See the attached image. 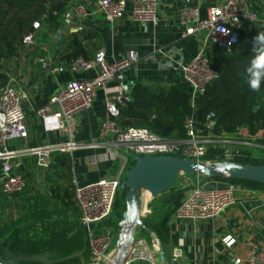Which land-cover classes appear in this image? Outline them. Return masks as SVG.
<instances>
[{
	"label": "built area",
	"instance_id": "2783aa9c",
	"mask_svg": "<svg viewBox=\"0 0 264 264\" xmlns=\"http://www.w3.org/2000/svg\"><path fill=\"white\" fill-rule=\"evenodd\" d=\"M97 11L101 12L106 20L114 23L129 13L131 19L144 28L159 23L160 0H96ZM93 11L83 2H76L70 6L64 18L70 21L73 18H88ZM176 18L181 28V36L187 38L193 35H202L201 48L198 54L182 68L183 76L191 88V100L195 107L197 100L205 94L208 85L220 78L221 74L210 60L209 48L220 51H231L240 42V31L248 24L263 22L254 10L251 0H224V2L209 8L208 15L202 17L199 5H193L191 0H184L178 9ZM40 22L34 23V30L23 37V45L31 50L37 44ZM48 52V49H47ZM139 53L129 50L123 57L108 60L107 52L101 48L91 59L77 58L69 65L54 66V58L47 54L38 59L41 67L52 74L70 72L79 74L92 72L90 78H71L48 102L36 112L41 118L42 126L47 132H67L71 140L67 143L45 145L32 148L27 152L37 156V163L43 169H49L53 163V154L65 152L80 147L73 142L75 117L89 109L97 96L99 88H104L109 81L117 80L121 84L125 80V72L139 61ZM29 98L27 90L17 85L13 78L9 79L0 92V162L4 177L0 188L4 195L15 196L22 194L27 187L23 174L15 172L11 163L12 158L19 152L10 150L9 143L13 140L28 137L26 113L23 102ZM121 99L118 98V101ZM121 114L120 107L113 99L106 101V113L100 124L102 142H109L114 148L115 157L120 162L118 174L104 177L98 181L79 185L75 181V201L79 208L81 225L88 228L87 240L90 249V261L87 264H114L117 255V246L113 247V233L104 224L110 219L116 205V198L123 186V175L130 163L129 156H175L204 160L211 148L223 149L227 160L236 152L250 150L249 146L264 149L258 142L260 137L251 140L229 134H215L213 132L216 121L212 116L208 122L201 125L195 115L187 118L185 129L187 138L173 140L163 138L148 128H124L118 122ZM258 138V139H257ZM253 141H257L256 144ZM122 149L126 150L123 153ZM188 176V175H182ZM203 176H195L189 184V190L182 204L174 213V221L217 220L225 210L236 205L237 193L242 189L240 184L230 182L223 189H207ZM227 248H232L236 239L231 235L223 238ZM162 243L159 237L149 234L146 238L138 237L135 230L134 240L131 243L121 264H162L160 251ZM185 257L183 246L177 245L171 249L167 264H180ZM231 264H264V249L255 247L247 258L232 256Z\"/></svg>",
	"mask_w": 264,
	"mask_h": 264
},
{
	"label": "crops",
	"instance_id": "0c3cea01",
	"mask_svg": "<svg viewBox=\"0 0 264 264\" xmlns=\"http://www.w3.org/2000/svg\"><path fill=\"white\" fill-rule=\"evenodd\" d=\"M76 2L85 3L93 13L84 19L73 18L67 21L64 18V24L55 30L49 25H41L37 32L36 46L31 50L23 47L12 58L15 59V70L6 71L9 79L13 78L17 85L29 93V98L23 102L29 134L27 138L9 143L10 150L19 152L11 160L13 169L24 175L27 187L22 194L15 196L4 195L0 188V230L11 227L26 210H39L53 213V217L46 219V222H62L57 230L62 228L69 237L73 236L78 230L76 224L79 222V214L75 216L73 210H68L54 196L53 187L57 184L64 191L71 183L73 186L69 187V191L74 192L75 181L79 185H86L114 176L113 169L119 160L115 157L114 148L109 142H102L100 137V124L106 113L107 99L115 100L119 106L125 103L124 99L131 102L132 89L137 83L159 88L177 85L191 92L182 68L198 54L203 34L187 38L181 36L176 14L184 0H160L159 23L156 26L150 24L147 28L133 21L129 13L114 23L108 22L97 11L96 0H72L71 4ZM222 2L224 0H191L193 5L200 6L202 17L208 15L210 7ZM89 30L97 36L95 40L99 49L106 50L108 60L119 59L129 50H136L140 58L126 70L122 84L113 80L104 88H99L93 105L75 117L73 142L80 147L58 152L70 155L72 171L63 172L60 167H54L55 162L49 169H43L37 163V156L27 151L40 146L67 143L71 138L67 132L45 131L36 111L68 80L75 77L87 79L92 76V72H63L55 75L45 71L37 60L50 54L54 58V66L66 65L61 58L66 54L70 36ZM93 41L86 43L91 45ZM99 49H92L94 55ZM209 52L213 54L211 48ZM118 98L121 100L118 101ZM2 175L0 162V184ZM187 177L191 181L195 180V176ZM203 182L207 189H223L230 183L206 179ZM241 188L237 193L236 205L224 211L215 221L177 222L171 219L170 242L164 250L167 261L171 249L180 244L185 252L180 264H231L232 256L247 258L255 247L264 249V193L244 185ZM150 198L145 195L146 202ZM228 235L236 239L232 248H227L223 242V238ZM45 253L52 254L53 260L58 258L55 252ZM80 254L82 251L76 253Z\"/></svg>",
	"mask_w": 264,
	"mask_h": 264
},
{
	"label": "trees",
	"instance_id": "16d2710c",
	"mask_svg": "<svg viewBox=\"0 0 264 264\" xmlns=\"http://www.w3.org/2000/svg\"><path fill=\"white\" fill-rule=\"evenodd\" d=\"M251 1L255 12L264 20V0ZM71 2L72 0H0L1 64L16 57L24 47V35L34 30L36 21L41 25H49L53 30L61 27L65 22V13L73 4ZM259 32H264L263 22L251 24V27L248 24L240 31V42L231 51L213 52L210 60L221 76L208 85L205 94L197 100L195 107L191 100V93L177 85L159 88L137 83L132 89L131 102L119 106L121 111L117 119L119 124L124 128H148L163 138L184 140L187 138L185 121L194 114L201 125H205L208 117L212 116L216 121L213 128L215 134H229L249 140L256 137L264 139V83L259 91H252L247 84L245 74V68L253 55L252 40ZM96 38L95 33L90 30L72 34L66 54L61 61L69 65L80 57L93 58L95 55L92 49H99ZM92 40L94 41L91 45L86 43ZM1 64L0 92L9 82V75L1 69ZM261 150L263 154H256L252 150H242L236 152L230 160L251 165H264V149ZM56 153L53 154L54 167H60L66 173L71 172L73 164L70 155ZM175 156L179 157L177 154ZM204 160L217 162L227 158L223 149L211 148ZM134 164L135 161H130L127 169ZM203 178L209 181L235 182L264 193V184L257 181L237 178ZM176 184L169 191L158 196L164 197L166 209L156 218L149 216L144 219L145 224L159 237L164 250L170 242L171 219L188 192L186 188L176 190ZM71 185L70 183L69 187ZM69 187L62 191L61 187L55 184L53 193L68 207V210H73L74 215L78 216L79 208L76 205L75 194L69 191ZM120 193L126 199L127 189L121 187L116 198L114 212L117 217H120L118 221L122 219L126 210V203L123 210L120 212L118 210ZM52 217L53 213L48 211L26 210L11 227L1 229L0 256L3 260L7 262L8 257L29 259L50 251L57 253L58 258L46 263L30 259L23 262L20 260L22 262L20 264H87L91 254L87 233L81 227L80 221L76 224L78 230L69 237L66 230L62 228L57 230L62 222H46V219ZM113 222L114 219L111 217L104 224L113 225ZM38 229L41 234L36 237L35 232ZM78 251H82V254L76 255Z\"/></svg>",
	"mask_w": 264,
	"mask_h": 264
},
{
	"label": "water",
	"instance_id": "95a60500",
	"mask_svg": "<svg viewBox=\"0 0 264 264\" xmlns=\"http://www.w3.org/2000/svg\"><path fill=\"white\" fill-rule=\"evenodd\" d=\"M1 61L0 59V64ZM123 102L129 103L126 99ZM181 175H199L210 179L237 178L264 184V165H251L232 160L211 162L174 156H137L134 166L127 171L122 186L127 189L126 210L119 223L117 255L114 264H121L134 240L137 228L154 234L142 219L143 191H149L152 197L161 196L176 184ZM94 227V223L89 227L82 225L85 232L88 228L93 229ZM160 258L162 264H167L163 248L160 251ZM0 264H7L1 256Z\"/></svg>",
	"mask_w": 264,
	"mask_h": 264
},
{
	"label": "rangeland",
	"instance_id": "374dc122",
	"mask_svg": "<svg viewBox=\"0 0 264 264\" xmlns=\"http://www.w3.org/2000/svg\"><path fill=\"white\" fill-rule=\"evenodd\" d=\"M215 51H217V49H212V52H215ZM14 61H15V59L11 58V59H9L7 61L2 62L1 69L3 71H8V72L14 71L15 67H16V65L13 64ZM253 142L256 144L257 141H253ZM258 142L261 145H264V139H258ZM249 148H250V150H252V152H254L256 154H261L262 153V150H260V147H256V146L252 145V146H249ZM122 151H123V153H126V150L122 149ZM135 158L136 157H134V156H129V159L132 162L135 161ZM120 166H121L120 162L116 163V165H115V167L113 169V174L115 176L118 174ZM128 170L129 169H127V171ZM127 171L123 175L124 180L126 179ZM193 176H196V175H192L191 177H193ZM190 183H191V180H189V178L187 176H182L181 175V176L178 177V182L176 184V190L184 189V188L189 190V184ZM163 198L164 197H151L148 200V202L145 201V204H144L145 209L142 212V219L143 220L148 218L149 216H151L150 218H152L153 216L156 218V216H158V214H160L162 211H164L166 209V207L164 206ZM119 199H120V205L118 207V210L120 212L121 210H123L124 204L126 203V199H125L124 195H122L121 193H120V198ZM232 207H229V208H232ZM118 218L120 219V217L119 216L117 217V215L114 212L113 216H112V219H114L113 225H107L111 229V231L113 233V239H114L113 247H116V244H117V241H118V237H119V223H120V221H118ZM136 231L138 232V237L146 238L149 241V233L141 230L140 228H137ZM40 234H41V231L37 230V232H35V236L36 237H39ZM19 258H17V257H8L6 263L7 264H20L21 261L23 262V260H29V259L30 260H34V261H40V262L46 263V262L53 261L52 258H54V256H52V254H47V253L44 254L43 253L41 255L33 256V257L29 258V259H22L21 260Z\"/></svg>",
	"mask_w": 264,
	"mask_h": 264
},
{
	"label": "clouds",
	"instance_id": "9594fccd",
	"mask_svg": "<svg viewBox=\"0 0 264 264\" xmlns=\"http://www.w3.org/2000/svg\"><path fill=\"white\" fill-rule=\"evenodd\" d=\"M252 57L245 68L247 84L252 91H259L264 83V32L252 40Z\"/></svg>",
	"mask_w": 264,
	"mask_h": 264
},
{
	"label": "bare ground",
	"instance_id": "6f19581e",
	"mask_svg": "<svg viewBox=\"0 0 264 264\" xmlns=\"http://www.w3.org/2000/svg\"><path fill=\"white\" fill-rule=\"evenodd\" d=\"M145 195H148V196H152L151 193L147 190H144L143 193H142V209H141V212H143V210L145 209Z\"/></svg>",
	"mask_w": 264,
	"mask_h": 264
}]
</instances>
